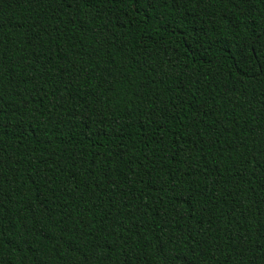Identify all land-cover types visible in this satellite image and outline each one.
<instances>
[{"label": "trees", "instance_id": "16d2710c", "mask_svg": "<svg viewBox=\"0 0 264 264\" xmlns=\"http://www.w3.org/2000/svg\"><path fill=\"white\" fill-rule=\"evenodd\" d=\"M0 264H264V0H0Z\"/></svg>", "mask_w": 264, "mask_h": 264}]
</instances>
